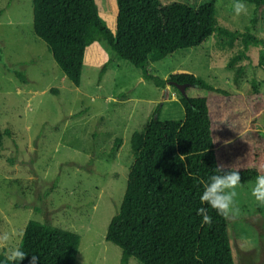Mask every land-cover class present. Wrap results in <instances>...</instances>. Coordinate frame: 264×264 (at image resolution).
<instances>
[{"label":"rangeland","instance_id":"1","mask_svg":"<svg viewBox=\"0 0 264 264\" xmlns=\"http://www.w3.org/2000/svg\"><path fill=\"white\" fill-rule=\"evenodd\" d=\"M208 0H160L197 7ZM106 26L115 31V0H95ZM234 0H215L218 24L233 30L251 27L254 5L237 16ZM255 34L264 41V9ZM32 0H0V234L7 233L5 256L18 246L29 220L48 222L80 236L75 264H119L121 250L105 240L118 210L134 159L131 134L141 131L159 104L161 121L182 119L179 91L156 87L140 68L115 59L99 79L101 64L112 58L97 43L86 51L79 86L57 66L32 29ZM242 48L224 45L215 34L204 45L180 49L150 65L161 78L192 73L214 87L245 93L255 78L264 94V44L250 46L248 59L232 67L229 58ZM96 49L99 53L96 54ZM243 66L242 76L234 72ZM17 72H21L23 82ZM188 88L187 96L206 95ZM264 133V108L256 117ZM115 138L119 142L114 145ZM256 180L236 189L239 213L227 218L234 264H264V205L251 195ZM128 264H141L130 258Z\"/></svg>","mask_w":264,"mask_h":264},{"label":"trees","instance_id":"2","mask_svg":"<svg viewBox=\"0 0 264 264\" xmlns=\"http://www.w3.org/2000/svg\"><path fill=\"white\" fill-rule=\"evenodd\" d=\"M115 1L112 32L95 0H32L33 32L75 86L80 84L86 48L93 42L112 55L101 64L99 79L117 58L140 68L143 79L165 89L162 98H167L166 84L177 90L175 84L187 85L186 95L179 92L182 119L159 120V104L143 129L131 134L134 159L105 240L120 248L119 264H128L130 258L141 264H234L227 218L209 207L212 223L204 224L197 209L204 206L200 194L217 164L238 169L241 183L264 175V133L255 123L264 108L259 81L253 78L245 93L229 92L185 71L161 78L150 65L177 50L202 46L213 34L224 45L242 44L229 58V67L248 59L250 46L264 44L255 34L264 0H242L254 5L251 27L244 30L218 24L215 0L197 7L181 2L161 5L160 0ZM261 59L264 62V55ZM242 72L243 66H238L234 79ZM16 74L25 81L21 72ZM190 87L209 93L187 96ZM2 138L0 134V149ZM118 142L115 138L114 145ZM79 241L74 231L32 219L18 246L29 258L38 255L39 264H75ZM0 264H10L3 252ZM21 264H28V259Z\"/></svg>","mask_w":264,"mask_h":264},{"label":"clouds","instance_id":"3","mask_svg":"<svg viewBox=\"0 0 264 264\" xmlns=\"http://www.w3.org/2000/svg\"><path fill=\"white\" fill-rule=\"evenodd\" d=\"M237 16L247 13V6L241 0H235L233 4ZM216 174L212 175L208 182L204 183L203 191L200 194V203L204 206L197 209V215L202 216V223L211 224L212 217L209 215L208 208L215 210L222 217L228 218L238 215L239 209L235 204L237 196L236 189L241 184V174L238 169H225L223 164H217L215 167ZM251 195L256 201L264 205V175H258L255 186L252 188ZM9 236L7 233L0 234V248L7 247ZM28 259V264H39L40 257L28 254L21 250L20 246L12 248L6 256L10 264H21Z\"/></svg>","mask_w":264,"mask_h":264},{"label":"water","instance_id":"4","mask_svg":"<svg viewBox=\"0 0 264 264\" xmlns=\"http://www.w3.org/2000/svg\"><path fill=\"white\" fill-rule=\"evenodd\" d=\"M175 86L178 88L179 92L182 94V95H186V92H185V89L187 87L186 84H175Z\"/></svg>","mask_w":264,"mask_h":264},{"label":"crops","instance_id":"5","mask_svg":"<svg viewBox=\"0 0 264 264\" xmlns=\"http://www.w3.org/2000/svg\"><path fill=\"white\" fill-rule=\"evenodd\" d=\"M95 44H97L96 42H93L92 44H91V46H95ZM99 53V49H96V54H98ZM85 59H86V54H85V57H84ZM85 59H84V63H85Z\"/></svg>","mask_w":264,"mask_h":264}]
</instances>
